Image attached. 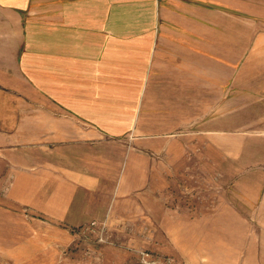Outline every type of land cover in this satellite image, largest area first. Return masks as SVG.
Returning <instances> with one entry per match:
<instances>
[{
    "label": "crops",
    "instance_id": "0c3cea01",
    "mask_svg": "<svg viewBox=\"0 0 264 264\" xmlns=\"http://www.w3.org/2000/svg\"><path fill=\"white\" fill-rule=\"evenodd\" d=\"M205 1L0 0V194L59 224L125 209L158 141L200 131L207 59L237 57Z\"/></svg>",
    "mask_w": 264,
    "mask_h": 264
},
{
    "label": "rangeland",
    "instance_id": "374dc122",
    "mask_svg": "<svg viewBox=\"0 0 264 264\" xmlns=\"http://www.w3.org/2000/svg\"><path fill=\"white\" fill-rule=\"evenodd\" d=\"M202 7L237 57L207 59L200 133L160 139L146 184L108 217L59 224L0 194V264H264V0Z\"/></svg>",
    "mask_w": 264,
    "mask_h": 264
}]
</instances>
